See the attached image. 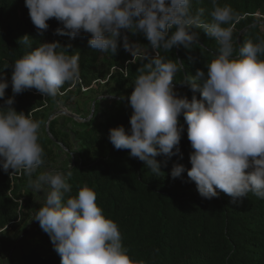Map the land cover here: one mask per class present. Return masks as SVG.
<instances>
[{
	"label": "clouds",
	"instance_id": "9594fccd",
	"mask_svg": "<svg viewBox=\"0 0 264 264\" xmlns=\"http://www.w3.org/2000/svg\"><path fill=\"white\" fill-rule=\"evenodd\" d=\"M24 4L39 35L55 18L62 27L54 34L76 38L83 31L90 34V48L99 52L114 55L122 30L142 33L154 50L127 97L130 128L109 130L115 149L129 150L131 157L160 175L158 155L182 158L179 144L185 129L178 119L182 114L193 149L187 177L199 195L212 199L219 189L234 201L249 193L264 199V39L234 46L237 14L230 5L211 0V21L206 22L205 9L193 12L192 0H24ZM195 29L214 39L219 48L205 65L206 72L197 69L195 77L181 81L200 94L189 101L177 94L173 84L183 61L168 59L159 50L191 49L198 40ZM20 41L31 47L28 35ZM67 47L58 41L40 43L11 63L13 94L36 89L55 98L66 83L78 79L79 53L71 55ZM124 47L132 50L126 37ZM8 87L9 81L0 74V98ZM13 104L14 96L0 106V169L22 171L28 187L43 193L32 219L49 235L60 264H144L127 254L117 223L105 217L93 189L84 185L71 195L70 171H46L33 178L45 161L39 142L43 122L17 112ZM185 171L176 164L170 176L178 178Z\"/></svg>",
	"mask_w": 264,
	"mask_h": 264
},
{
	"label": "trees",
	"instance_id": "16d2710c",
	"mask_svg": "<svg viewBox=\"0 0 264 264\" xmlns=\"http://www.w3.org/2000/svg\"><path fill=\"white\" fill-rule=\"evenodd\" d=\"M218 4L230 5L237 14L233 28L234 46L238 48L250 39L253 42L264 39V0H218ZM197 8L205 9L202 19L210 22L211 0H192L193 12ZM47 23L48 29L39 35L24 0H0V74L9 81L5 97L0 98V106H5V100L14 96L13 107L17 112L23 111L32 119L43 122L39 142L46 154L45 161L33 178L53 166L58 151L64 150L67 161L63 172H71L68 179L71 195H76L84 185L95 191L97 205L106 218L117 223L122 244L136 262L264 264V199L249 193L234 201L219 189H216L218 196L212 199L199 195L195 182L187 177L193 149L182 114L178 117L185 129L179 144L182 158L158 155L155 159L160 164V175L153 174L143 161L131 157L129 150H117L110 142L111 128H130L132 109L127 97L133 91V81L139 70L155 54L143 34L122 30L117 38V52L112 55L110 51L91 49L88 33L81 31L76 38L56 35L55 29L62 25L55 18ZM194 31L198 32V40L191 49L180 46L169 52L159 50L160 55L168 59L183 61L184 67L176 74L173 84L177 94L189 101L193 95L199 99L200 94L193 93L189 85L181 81L185 76L195 77L197 69L206 72L205 65L219 48L217 42L201 29ZM24 35L32 40L30 48L20 41ZM125 37L132 50L125 49ZM53 41L68 46L66 50L71 55L79 53V78L66 83L55 98L44 97L36 89L14 95L10 84L11 63L40 43ZM97 81L114 85L117 97L114 109L102 119L96 118V114L92 118L81 115L82 122L71 116H58L48 123L47 132L49 112L58 103L73 98L74 92L81 94L82 87L89 88ZM121 96H124L123 100ZM97 107L95 103V110ZM76 110L79 112L77 107ZM70 115L74 116L73 113ZM74 121L83 129H70ZM176 164H182L186 171L180 177L172 178L170 172ZM12 172V169L7 173L0 169V242L6 232L14 231L23 236L16 245L11 240L3 243L8 250L12 247L19 250L9 256L8 263L60 264V256L38 222L36 234L26 232L27 219L31 218L29 213L32 212L28 177L22 171ZM17 174L19 178L14 177ZM1 255L0 246V258Z\"/></svg>",
	"mask_w": 264,
	"mask_h": 264
},
{
	"label": "rangeland",
	"instance_id": "374dc122",
	"mask_svg": "<svg viewBox=\"0 0 264 264\" xmlns=\"http://www.w3.org/2000/svg\"><path fill=\"white\" fill-rule=\"evenodd\" d=\"M114 85L113 84H99V83H95L94 86L89 89L86 92H83L81 90V94L78 93H73L74 97L70 98L68 101L66 102H60L56 105V107H54V109H52L49 112L48 118L46 120V127L48 125V123L53 120L56 117H61V116H69L68 114H74V116L76 117L73 120H80L81 122L83 120H81L82 118L80 117L81 115H83L84 117H89L92 118L93 114H96V118H100L102 119L106 114L110 113L113 109H114V102L117 99V97H115V91H114ZM95 103L97 104V109L95 110ZM76 107L78 108L79 112H76ZM66 113V114H65ZM79 115V116H78ZM73 116V115H72ZM58 117V118H59ZM78 117V118H77ZM61 120V119H59ZM61 123H63L64 121H60ZM63 125V124H61ZM66 128H69V125H67ZM80 129L83 127H79L75 121L72 122L70 129L72 130H76V129ZM58 157L55 160V163L53 164V166H51L49 169H47L46 171H52V170H56V171H65L66 170V152L64 150H60L58 151ZM30 193L32 195V202H31V209L32 212L30 211L29 215L31 216L30 219H27V230L26 232H28L29 234H36L38 232V224L37 221H35L33 218V214L36 210L39 209L40 202L38 200L41 199L40 196L43 195V193H36L34 192L32 189H29ZM28 214V213H27ZM23 236V235H22ZM21 235H16V233L13 232H6L4 234L3 237H1V248H2V255L0 258V264H9L8 259L9 256L15 255L16 253H18L19 250H17L15 247L11 248V249H7L5 248V246H3L4 242H8V240H11L10 242L15 244L16 242L20 243V239L22 237ZM30 241V237L27 238V242ZM16 243V244H17ZM12 244V246H13ZM15 244V245H16Z\"/></svg>",
	"mask_w": 264,
	"mask_h": 264
},
{
	"label": "built area",
	"instance_id": "2783aa9c",
	"mask_svg": "<svg viewBox=\"0 0 264 264\" xmlns=\"http://www.w3.org/2000/svg\"><path fill=\"white\" fill-rule=\"evenodd\" d=\"M106 81H97V83H99V84H104ZM96 82H94L93 84H92V86H90L89 88H84V87H82L81 88V90L83 91V92H86V91H88L89 89H91L93 86H94V84H95ZM14 177H16V178H19L20 177V175L19 174H17V175H14ZM21 202V201H20Z\"/></svg>",
	"mask_w": 264,
	"mask_h": 264
},
{
	"label": "water",
	"instance_id": "95a60500",
	"mask_svg": "<svg viewBox=\"0 0 264 264\" xmlns=\"http://www.w3.org/2000/svg\"><path fill=\"white\" fill-rule=\"evenodd\" d=\"M66 114V113H65ZM69 116H71L73 119H75L76 117L75 116H72V115H70V114H68ZM78 118V117H77ZM46 131L48 132V125H47V127H46Z\"/></svg>",
	"mask_w": 264,
	"mask_h": 264
}]
</instances>
